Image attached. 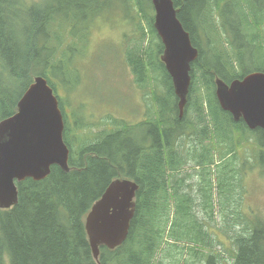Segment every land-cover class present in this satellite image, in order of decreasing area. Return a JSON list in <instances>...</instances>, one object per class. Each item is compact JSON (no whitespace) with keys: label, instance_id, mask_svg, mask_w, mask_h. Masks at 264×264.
Returning a JSON list of instances; mask_svg holds the SVG:
<instances>
[{"label":"trees","instance_id":"trees-1","mask_svg":"<svg viewBox=\"0 0 264 264\" xmlns=\"http://www.w3.org/2000/svg\"><path fill=\"white\" fill-rule=\"evenodd\" d=\"M113 1L0 0V116L7 109L10 114L14 112L18 98L37 75L46 77L55 90V84L70 74L69 61L78 45L90 46L91 35L96 30L100 33V15L111 8ZM173 2L178 18L200 51L192 63L200 72L191 68V75L199 73L197 78L209 89L189 101L188 112L178 118L171 78L159 60L163 46L153 27L151 1L121 0L124 22L131 27V31L129 27L125 31L129 32L125 36V64L132 66L137 89L148 91L154 78H160L162 93L152 90L159 113H151L145 131L151 144H137L143 137L137 128L140 124L119 122L109 131L111 124L103 119L97 134L79 136L76 159L70 157L71 170L53 166L45 180L27 178L18 183L17 204L0 209V264H188L190 255L205 257L204 264H264V218L256 214L262 219L251 222L231 210L224 218L225 236L212 241L209 234L205 237L203 221L209 215L205 209L213 210L211 197L192 198L186 174L180 173L188 163L208 166L202 171L205 185L210 186L209 166L215 161V150L224 155L238 145V124L220 109L213 95L214 75L208 71H230L232 66L226 67L222 57L226 42L241 49L238 58L242 62L238 63L242 71L234 70V76L244 74V64L247 68L249 63L258 62L251 51L258 38L252 29L264 23V0ZM210 13L217 17L211 25L216 29L214 44L219 51L214 50L207 58L199 41L205 38L206 21L210 30ZM207 38L211 41V35ZM61 47L65 54L60 57ZM245 57H249V63ZM191 88L193 92L194 85ZM191 96L190 89L189 100ZM67 115L72 117L71 112ZM68 118L64 117L66 131ZM257 136L263 142L260 132ZM167 152L171 153L169 158ZM223 172L232 176L230 162ZM117 178H129L139 186L135 215L125 243L113 250L100 246L96 262L84 219L92 203ZM223 178H216L215 185L227 195L231 187ZM220 244L222 253L217 250ZM157 256L159 259L152 262L151 258Z\"/></svg>","mask_w":264,"mask_h":264},{"label":"water","instance_id":"water-1","mask_svg":"<svg viewBox=\"0 0 264 264\" xmlns=\"http://www.w3.org/2000/svg\"><path fill=\"white\" fill-rule=\"evenodd\" d=\"M151 4L153 27L163 45L160 60L171 77L181 118L189 91L190 63L198 50L172 0H151ZM216 84V96L223 110L231 112L235 120L242 116L250 128L264 131V72H251L229 84L216 79ZM63 128L52 88L45 77L36 76L18 100L15 113L0 121V209L18 202L16 182L45 179L53 165L68 170L69 150L63 141ZM137 188L134 181L115 179L91 205L85 217V231L95 259L99 246L113 249L126 240Z\"/></svg>","mask_w":264,"mask_h":264},{"label":"rangeland","instance_id":"rangeland-1","mask_svg":"<svg viewBox=\"0 0 264 264\" xmlns=\"http://www.w3.org/2000/svg\"><path fill=\"white\" fill-rule=\"evenodd\" d=\"M27 1L42 2L44 0ZM122 5L124 4L121 3V0H114L111 8L100 15V33L98 34L96 30V33L91 35V46H89V43H80L78 45V51L73 55L69 63V67L71 68L70 74H65L64 80L55 84V94L59 97L62 111L66 113L70 111L72 114L79 116L80 121L78 124H81V127H83L82 130H80L81 127H76L74 133L77 134V137L70 136V128H74L75 124L71 123L67 117L68 129H70L68 130L67 136L72 142H80V137L83 135L90 137L93 133H98L102 127V122H104L103 119L108 120V122L114 125L118 124V120L135 123L136 121H141L143 118L146 119L151 115L153 109L156 108V106H154V99H152V90L162 93L159 86V76L154 78L147 92H141L137 89V85L134 84L137 82V77L132 71V66L128 64L129 68L126 67L125 36L129 35V32L125 33V31L128 30V27L131 31V27H127L124 22L125 10H123ZM207 24L208 22L206 21V33L207 36L210 37ZM220 35L221 37L224 36L223 34ZM100 39L103 41H100ZM254 44L261 46L259 40L252 45ZM202 45L207 49L204 56L206 55L209 57V55L214 54V50L219 51V49L213 48L214 43L211 41L204 39ZM211 48L214 50H211ZM64 49H66L65 45ZM64 49L63 47L60 48V57L65 54ZM238 50L240 51L241 49L238 48ZM72 52L74 53V51ZM261 52H264L263 48L260 50L256 49L255 56H259ZM246 62L249 63L248 58ZM255 68H258V64L255 65ZM193 69L194 67L192 68V72ZM130 75L134 77L135 82H133ZM198 75L199 73H196V76H192L191 84L194 85L195 90L192 92L191 88L192 96L189 101L196 99L199 95L205 94L209 89V85L203 84L197 78ZM51 81L53 82V79H51ZM143 111L144 115L142 117ZM166 113L167 111L165 110V114ZM189 117L191 118L190 113ZM107 129L109 131L114 130L111 126H108ZM235 138L240 139L237 133L235 134ZM142 143H144L142 140H137V144ZM244 149V154L247 158L249 151H253V149L247 145ZM240 162L242 161L240 160ZM240 165L242 166V163ZM225 167H228V162L226 160L221 162L216 161L209 169L213 187L211 200L214 205L219 203L218 190L215 187L216 178L222 175L224 176L222 180H226L230 176L228 173L224 175L223 170ZM186 168H190V166L187 165ZM188 170L192 173L190 169ZM247 174L248 190L244 195V199H240L238 196L239 176L234 175L232 180L233 196L230 197L221 193L220 205L225 209L234 210L236 206L235 202L241 201L244 203L248 218L256 220V213H251L257 210L256 206L259 204L263 206V212L257 210L258 214L260 217L264 218V171L261 172V169H258L248 171ZM258 193H260L259 196H257L258 204H255V196ZM216 208L213 210L207 208L205 211L210 215ZM219 236H222V233ZM157 259H159V256H157V258L152 257L151 261L156 262ZM200 260L201 256L192 257L190 255L188 257V264H204V262Z\"/></svg>","mask_w":264,"mask_h":264},{"label":"bare ground","instance_id":"bare-ground-1","mask_svg":"<svg viewBox=\"0 0 264 264\" xmlns=\"http://www.w3.org/2000/svg\"><path fill=\"white\" fill-rule=\"evenodd\" d=\"M194 142H195V143H199L198 141H196V139L194 140ZM169 154H171V153L167 152V154H166V157H167V158H169ZM227 192L230 193V194H232L233 189H228Z\"/></svg>","mask_w":264,"mask_h":264}]
</instances>
